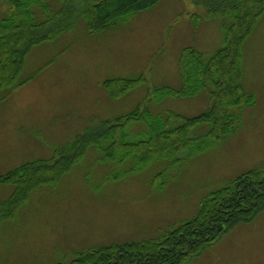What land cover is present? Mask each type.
<instances>
[{"label":"rangeland","instance_id":"rangeland-1","mask_svg":"<svg viewBox=\"0 0 264 264\" xmlns=\"http://www.w3.org/2000/svg\"><path fill=\"white\" fill-rule=\"evenodd\" d=\"M215 1L156 0L96 30L79 18L33 45L18 75L27 80L0 89V173L50 157L77 132L142 106L155 86L179 87L183 47L209 55L222 44L228 16L208 13ZM240 52L241 82L254 102L243 106L234 131L221 139L203 136L194 143L203 144L200 149L166 151L143 164L133 156L104 160L90 144L56 181L33 187L13 215L0 219V264H52L93 245L156 235L191 216L209 190L263 165L264 8ZM115 76L142 80L112 95L103 80ZM209 102L202 89L151 99L149 109L190 116ZM145 128L142 120H131L128 138ZM206 128L202 123L189 135ZM13 186L0 182V200ZM180 264H264V208Z\"/></svg>","mask_w":264,"mask_h":264},{"label":"trees","instance_id":"trees-1","mask_svg":"<svg viewBox=\"0 0 264 264\" xmlns=\"http://www.w3.org/2000/svg\"><path fill=\"white\" fill-rule=\"evenodd\" d=\"M156 0H0V89L21 84L25 56L35 44L55 38L82 18L88 30L114 24L121 16ZM264 0H217L208 8L214 16H228L221 23L222 44L207 55L194 46L183 47L179 57L181 84L155 86L132 110L77 132L54 148L50 157L23 161L0 173V182L13 183L0 200V219L11 216L33 187L56 181L83 156L92 144L101 158L122 160L133 156L143 164L166 151L190 148L203 136L221 139L235 130L244 105L254 102L241 82V44L252 31ZM141 77V75H140ZM138 77H109L103 85L112 95L133 87ZM206 90L210 102L195 115L169 110L152 114L151 99L167 95H194ZM141 106V107H140ZM142 120L146 128L134 133L127 125ZM174 120L178 121L173 124ZM202 123L204 132L189 135ZM264 208V164L247 168L205 193L189 217L162 232L139 239L113 241L80 250L68 261L52 264H180L238 221H248Z\"/></svg>","mask_w":264,"mask_h":264}]
</instances>
